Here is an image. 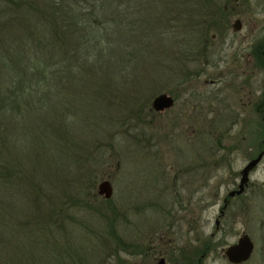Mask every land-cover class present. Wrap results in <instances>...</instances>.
<instances>
[{
	"label": "trees",
	"instance_id": "trees-1",
	"mask_svg": "<svg viewBox=\"0 0 264 264\" xmlns=\"http://www.w3.org/2000/svg\"><path fill=\"white\" fill-rule=\"evenodd\" d=\"M197 2L0 0V264L89 260L71 223L91 202L87 168L140 118L138 83L170 63L159 35Z\"/></svg>",
	"mask_w": 264,
	"mask_h": 264
},
{
	"label": "flooded vegetation",
	"instance_id": "flooded-vegetation-1",
	"mask_svg": "<svg viewBox=\"0 0 264 264\" xmlns=\"http://www.w3.org/2000/svg\"><path fill=\"white\" fill-rule=\"evenodd\" d=\"M192 9L198 75L228 82L226 94L215 93L228 109L226 126L216 131L210 163L198 156L182 164L173 176L178 194L149 201L144 239L124 240L114 228L112 264H264V4L198 0ZM166 172L163 165L157 181L168 182ZM191 186L192 194H181Z\"/></svg>",
	"mask_w": 264,
	"mask_h": 264
},
{
	"label": "rangeland",
	"instance_id": "rangeland-1",
	"mask_svg": "<svg viewBox=\"0 0 264 264\" xmlns=\"http://www.w3.org/2000/svg\"><path fill=\"white\" fill-rule=\"evenodd\" d=\"M252 1L264 4V0ZM192 23L175 34H171L170 28H163L164 33L159 36H164L165 44L158 46L157 53L170 63L166 69L160 68L159 74L150 69L147 73L149 83L142 86L138 83L141 90L139 103L145 104L146 108L141 109L139 119H131L129 126L116 124L112 127L115 129L113 137L99 140L105 146L104 150L98 153L99 160L94 166L87 168L97 175L91 182L90 205L72 212L71 220L79 228H73V236L84 239L85 255L90 257L85 264H100L104 260L112 264L109 261L116 260L109 257L118 240L113 235L114 228L124 240L137 236L144 239L152 226L148 221L149 201L158 195L173 197L178 194L181 180L175 182L173 176L182 164H193L198 156L201 163L211 161L210 156L216 148V131L223 130L228 115L227 107L224 102L216 101L215 93L221 89L223 95L226 94L228 82L211 83L214 75H198L199 66L193 58ZM159 93L174 95V106L164 112L153 111L151 102ZM183 159L186 160L182 163ZM163 165L167 171L168 178L164 175L166 183L157 181ZM104 179L112 185L113 193L109 199L97 194V185ZM192 186L182 190L181 194H190ZM205 190L208 195L207 183ZM121 258L131 259L123 252Z\"/></svg>",
	"mask_w": 264,
	"mask_h": 264
},
{
	"label": "water",
	"instance_id": "water-1",
	"mask_svg": "<svg viewBox=\"0 0 264 264\" xmlns=\"http://www.w3.org/2000/svg\"><path fill=\"white\" fill-rule=\"evenodd\" d=\"M174 103V99L171 95L166 93H159L151 102V107L155 111H163L170 108ZM113 189L109 180H101L97 185V194L108 199L112 196Z\"/></svg>",
	"mask_w": 264,
	"mask_h": 264
}]
</instances>
